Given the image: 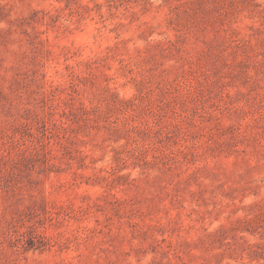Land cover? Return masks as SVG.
<instances>
[{
    "label": "rangeland",
    "instance_id": "rangeland-1",
    "mask_svg": "<svg viewBox=\"0 0 264 264\" xmlns=\"http://www.w3.org/2000/svg\"><path fill=\"white\" fill-rule=\"evenodd\" d=\"M0 264H264V0H0Z\"/></svg>",
    "mask_w": 264,
    "mask_h": 264
}]
</instances>
